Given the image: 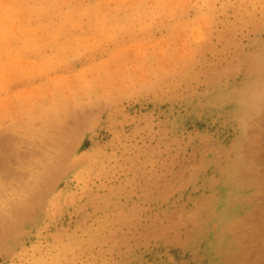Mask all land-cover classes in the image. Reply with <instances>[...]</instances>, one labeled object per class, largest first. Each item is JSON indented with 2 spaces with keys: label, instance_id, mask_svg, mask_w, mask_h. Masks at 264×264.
Returning <instances> with one entry per match:
<instances>
[{
  "label": "rangeland",
  "instance_id": "obj_1",
  "mask_svg": "<svg viewBox=\"0 0 264 264\" xmlns=\"http://www.w3.org/2000/svg\"><path fill=\"white\" fill-rule=\"evenodd\" d=\"M0 264H264V0H0Z\"/></svg>",
  "mask_w": 264,
  "mask_h": 264
},
{
  "label": "bare ground",
  "instance_id": "obj_2",
  "mask_svg": "<svg viewBox=\"0 0 264 264\" xmlns=\"http://www.w3.org/2000/svg\"><path fill=\"white\" fill-rule=\"evenodd\" d=\"M243 188H244V187H242V190H243ZM239 189H241V188H239ZM239 191H240V190H239ZM239 205H240V204H239ZM232 227H233V224H232L231 228H232ZM2 228H3V227H2ZM3 232H4V231H3Z\"/></svg>",
  "mask_w": 264,
  "mask_h": 264
}]
</instances>
